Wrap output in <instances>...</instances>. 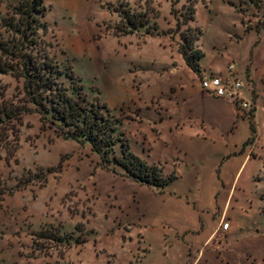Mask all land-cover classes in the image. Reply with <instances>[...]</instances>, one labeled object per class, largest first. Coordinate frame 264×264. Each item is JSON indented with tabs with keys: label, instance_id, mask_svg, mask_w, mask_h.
<instances>
[{
	"label": "rangeland",
	"instance_id": "obj_1",
	"mask_svg": "<svg viewBox=\"0 0 264 264\" xmlns=\"http://www.w3.org/2000/svg\"><path fill=\"white\" fill-rule=\"evenodd\" d=\"M20 2L0 0V66L13 63L5 51L19 39L14 18ZM45 5L38 49L56 62L57 84L73 96L82 88L87 102L106 116L113 145L108 155L96 152L86 139L69 137L67 128L59 133L45 124L26 103L23 80L0 69V110L22 112L0 124V264H160L164 250L152 241L150 228L164 226L167 200L180 211L189 192L175 183L178 155L166 153L174 138L159 123L177 128L189 99L184 89L191 78L201 85L212 37L228 46L238 37L237 23L246 31L264 28V0ZM186 40H194L203 55L202 75L187 64ZM22 46L24 53L38 52L30 42ZM126 145L152 168V177L169 185L162 189L130 177L119 164L129 163ZM259 192L264 226V189ZM246 264H264V253L250 254Z\"/></svg>",
	"mask_w": 264,
	"mask_h": 264
},
{
	"label": "crops",
	"instance_id": "obj_2",
	"mask_svg": "<svg viewBox=\"0 0 264 264\" xmlns=\"http://www.w3.org/2000/svg\"><path fill=\"white\" fill-rule=\"evenodd\" d=\"M237 28L238 37L228 46L212 37L201 68L204 76H226L235 63L242 96L253 110L238 114L235 103L207 96L191 78L177 128L159 123L169 129L166 137L174 138V149L166 153L178 155L181 173L175 183L189 192L180 199V211L167 200L164 226L150 228L152 241L164 250L160 264H246L250 254L264 253L259 197L264 189V28L246 31L238 23ZM222 219L229 221L228 231H221Z\"/></svg>",
	"mask_w": 264,
	"mask_h": 264
},
{
	"label": "trees",
	"instance_id": "obj_3",
	"mask_svg": "<svg viewBox=\"0 0 264 264\" xmlns=\"http://www.w3.org/2000/svg\"><path fill=\"white\" fill-rule=\"evenodd\" d=\"M166 1L177 2V0ZM46 10L45 0H22L20 2L14 18L19 39L17 43L9 46L10 51H5L13 63L7 67L0 66V69L5 73L12 72L17 78L23 80L26 103L36 107L45 124L49 123L59 133H65L64 129L67 128L66 134L72 139L77 140L82 137L90 142L94 151L105 150L108 155L113 145L111 137L114 132V129L109 125V120L98 107L91 106L87 102L82 88L79 89L77 95L73 96L66 88L57 84L61 72L56 66V62L52 58L43 56L41 50L38 49L40 18L46 13ZM194 11L191 14V19L194 17ZM132 24L137 27V24ZM27 42L34 44V48L38 52L24 53L22 45ZM185 42L187 45L184 52L189 68L202 75L200 62L203 55L196 48L194 40ZM26 112L24 111L23 114ZM18 114L22 115V112L15 109L0 110V124L3 123L2 118L11 119ZM123 155V159L124 157L128 158L129 163L121 160L119 164L126 169L130 177L162 189L169 185L170 180L162 181L155 175L152 177V168L137 157L129 146H125Z\"/></svg>",
	"mask_w": 264,
	"mask_h": 264
},
{
	"label": "built area",
	"instance_id": "obj_4",
	"mask_svg": "<svg viewBox=\"0 0 264 264\" xmlns=\"http://www.w3.org/2000/svg\"><path fill=\"white\" fill-rule=\"evenodd\" d=\"M237 65L232 63L228 68V75H205L201 81L200 89L207 96L226 99L235 103L238 114L250 113L253 104L242 96L243 83L236 76ZM229 221L221 220V231H228Z\"/></svg>",
	"mask_w": 264,
	"mask_h": 264
}]
</instances>
